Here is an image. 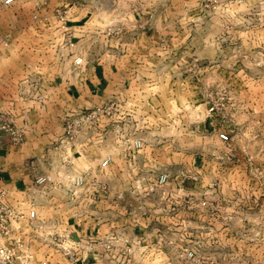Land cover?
Listing matches in <instances>:
<instances>
[{"label":"rangeland","instance_id":"374dc122","mask_svg":"<svg viewBox=\"0 0 264 264\" xmlns=\"http://www.w3.org/2000/svg\"><path fill=\"white\" fill-rule=\"evenodd\" d=\"M84 48L116 50L123 65L134 66L135 81L125 94L130 100L105 103L97 142L91 136L87 151L75 146L91 135L83 125L62 152L59 139L73 114L62 108L58 119L65 98L55 76L82 63L74 54ZM19 97L34 98L22 119ZM25 118L40 134L27 138L41 175L53 180L31 189L43 203L33 208L45 214L47 201L58 204L55 225L44 231L69 233L63 222L86 202L73 179L89 164H97V194L89 202L107 219L147 205L153 179L167 173L162 190L180 191L193 211L181 217L201 225L182 239L179 251L196 254L184 264H264V0H0V129L22 142ZM119 132L121 145L141 140L136 166H126L117 150ZM107 156L117 164L101 167ZM193 165L203 177L197 183L189 182ZM132 175L144 183H128ZM157 195L153 189L151 197ZM29 241L33 264L75 263L42 237ZM114 255L118 264L122 257Z\"/></svg>","mask_w":264,"mask_h":264},{"label":"crops","instance_id":"0c3cea01","mask_svg":"<svg viewBox=\"0 0 264 264\" xmlns=\"http://www.w3.org/2000/svg\"><path fill=\"white\" fill-rule=\"evenodd\" d=\"M87 36V33L78 35L77 41H85L88 39ZM84 49L85 52L74 54V56H82V63L78 65L70 63L69 66L63 67L59 74L55 76L54 86L61 89L66 102V105L62 100L61 103H58L60 110L64 108V110H70L73 114L105 104L110 99H115L117 105L125 101V98L129 99V96L125 94H129L128 89L132 87L135 81L134 66L123 65L122 56L112 48H101L96 51L91 48ZM18 100L21 104L20 112H18L21 114L22 119L23 115H27L28 111L32 110V107L28 106L33 104L34 98L19 97ZM53 100V97H49V102L47 101V103L53 104ZM59 112L60 117L58 119L62 121V110ZM59 112H57V115L51 112V116L57 117ZM24 121L25 127L22 129L24 139L22 142H13L9 135L0 129V190L6 193V200L12 205H16V202L24 201L27 204L31 202V204L39 207L43 203L39 201L35 190L32 191L31 189L36 186L35 179L45 172L43 170L40 171L36 161L37 155L33 154L32 142L27 138V136L39 133L33 131L31 127H27L26 118ZM24 121H22V125H24ZM87 128L89 134H91L90 137L85 138L83 136L75 140V146L84 151H87L91 140L95 139L97 142V132L101 135V130L97 129V122L92 126L85 125V128L83 127L82 131L85 135L87 133L84 131ZM43 135H48V132ZM121 135L120 132L115 135L117 150H120L119 152H121V157L126 166H136L138 163L136 156H139L140 149H134L128 144L121 145ZM91 136L94 139H91ZM59 141L61 145H58V149L64 152L66 143L62 138ZM111 161L117 164L115 156L112 157ZM145 161L147 162L146 159ZM141 162L142 160H140ZM196 162L194 159L193 164ZM96 167L97 164L93 166L89 164L80 172V175L85 176L86 184L81 189L79 196L86 202L85 205L78 207V210L69 215V218L63 223H65L64 227L69 230L72 239L96 240L97 254L88 252L87 256L82 257L80 254L75 258V263L73 264H117L119 259L118 256L114 255L116 252L105 251L103 247V241L112 235H116L132 245L133 251L130 264H184L177 256L178 251L183 249L182 239L189 232H197V228L201 227V225L199 226L197 222L189 223V221L195 220H187L186 218L188 217L185 219L181 217L182 212L187 213V216L188 213L193 212H188L184 208L182 203L183 194L180 191L175 193L162 190L164 183H157L159 174L153 179L155 187L151 186L147 189L149 190V193H146L148 197L144 198V200L147 199V205L141 202L140 206L133 210L130 209L126 213L127 215L120 217V220L115 214H111V218L107 219L104 218L105 213H103L102 209H97L95 204L89 202L91 197L94 198L97 194ZM194 168L196 169L188 177L190 178L189 182L197 183L203 177L198 174L197 166H194ZM144 180L143 176L132 175L129 177L128 183L141 185ZM49 182H53L51 177H49L47 183ZM90 184L94 185L93 191L90 189ZM178 184L180 185V183ZM153 189L158 190L157 198L151 197ZM134 191L136 192L137 190ZM194 196L195 199L196 197L199 198L197 193ZM171 204H173V207ZM46 206L49 208L48 211L45 214L38 213L37 217L44 221L45 226L55 225L57 221L55 216L57 215L53 212L57 210L58 204L53 200L47 201ZM196 211H199L198 213L200 214L206 213L204 210ZM209 211L211 212L210 209ZM204 228L206 227L202 226V229ZM24 229V225L21 226V230L24 231ZM25 230L33 232L32 229ZM32 232H30L29 236L31 242L34 243L40 240L39 231Z\"/></svg>","mask_w":264,"mask_h":264},{"label":"built area","instance_id":"2783aa9c","mask_svg":"<svg viewBox=\"0 0 264 264\" xmlns=\"http://www.w3.org/2000/svg\"><path fill=\"white\" fill-rule=\"evenodd\" d=\"M12 0H3L4 3H10ZM79 58L76 60L78 63ZM106 104L97 105L90 109L78 111L73 113L71 117L67 118L64 129V141L74 142L77 133L81 126L97 122V116L105 109ZM221 141L228 140V135L225 132L218 134ZM134 149H140L142 142L140 139H133L127 143ZM111 157H105L101 163V167L107 166L111 162ZM167 173H161L157 178L158 184H163L167 180ZM49 177L40 175L35 179L36 186L47 183ZM73 184L82 186L86 184L84 175H79L73 179ZM28 205V206H27ZM24 225L25 229H32V231L21 230ZM51 228V227H50ZM46 229L43 220L37 217V213L33 208V204L24 201L16 202L12 205L6 200V193L0 190V264H33V250L29 241L30 232L34 231L44 232L43 240L52 243L54 246L61 249V251L74 260L77 256H87L88 252L97 254V241L72 239L69 233L59 231L58 228L52 227L50 231ZM105 251H116L122 259L118 264H130L132 258L133 247L130 243L120 239L116 235H112L103 241ZM177 256L184 261H195L196 254L193 250L178 251ZM199 262V261H198ZM197 262V263H198ZM39 264H50L49 260L42 259Z\"/></svg>","mask_w":264,"mask_h":264}]
</instances>
